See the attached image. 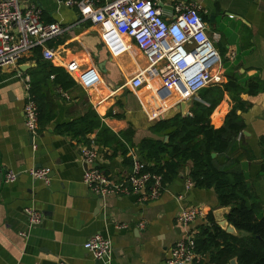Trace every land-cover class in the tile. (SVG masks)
<instances>
[{
    "label": "crops",
    "instance_id": "obj_1",
    "mask_svg": "<svg viewBox=\"0 0 264 264\" xmlns=\"http://www.w3.org/2000/svg\"><path fill=\"white\" fill-rule=\"evenodd\" d=\"M186 1L200 5L208 35L222 58L223 83L206 89H224L230 81L241 85L224 92L211 123L221 128L228 113L238 109L246 129L239 134L232 156L239 159L238 169L264 201V0ZM172 4L162 0L160 5L168 20L175 15ZM19 6L23 11L39 8L45 24H59L64 32L47 44L56 54L54 60H46L36 49L17 67L0 69V264H168L171 249L186 233L177 224L178 214L203 208L204 217L193 224L199 236L209 225V214L220 209L214 189L194 184L187 188L189 162L157 200L147 201L135 193L101 199L83 182L87 167L81 162L80 148H98L97 169L113 176L130 173L128 159L143 162L137 148L126 155L115 153L114 148L97 143L99 129L80 143L59 130L93 108L114 134L132 131L129 138L135 145L144 139H163L166 133H157L154 127L179 115L192 116L200 92L186 98L175 92L164 94L160 81L135 90L132 79L148 66L135 45L113 58L103 44L100 26L82 21L74 7L59 0H19ZM70 62L78 64L77 72L67 70ZM26 84L36 102L37 96H43L55 114L47 125H40L36 137L24 121ZM252 84L259 87L258 93H249ZM154 97L158 103L151 102ZM191 99L183 115L181 103ZM242 104L244 111L239 110ZM37 168L51 169L49 185L31 176L30 170ZM11 172L17 179L7 182ZM26 209L41 215L39 225L30 224ZM96 234L111 242L110 257L97 260L85 249ZM203 256L201 264H212L209 254Z\"/></svg>",
    "mask_w": 264,
    "mask_h": 264
},
{
    "label": "built area",
    "instance_id": "obj_2",
    "mask_svg": "<svg viewBox=\"0 0 264 264\" xmlns=\"http://www.w3.org/2000/svg\"><path fill=\"white\" fill-rule=\"evenodd\" d=\"M59 1L74 7L82 21L100 26L103 44L113 58L126 54L132 44L143 53L148 66L132 79L133 89L160 81L161 93L175 92L186 98L223 83L222 58L208 35V25L196 2L171 0L175 15L168 20L160 7L162 0ZM63 32L59 24H45L39 8L23 11L19 0H0V69L17 67L36 49L42 50L46 60H54L56 54L47 44ZM66 68L74 73L78 71V64L70 62ZM25 90V126L36 137L40 131L39 107L29 84ZM156 97L152 103H158ZM80 155L82 163L93 166L85 171L83 182L96 196L103 198L135 193L147 201H154L166 188L162 177L147 172L146 164L136 157L130 173L113 176L97 169L98 148L82 146ZM29 173L35 180L50 184V168L32 169ZM16 179L17 174L13 172L6 176L7 182ZM192 186L189 181L187 188ZM25 213L32 226L41 223V215L37 211L26 209ZM200 217H204L201 207L184 209L178 214L177 224L186 233L171 249L168 264H201L204 256L197 251V232L193 228ZM84 247L97 260L113 253L111 242L100 234L94 235Z\"/></svg>",
    "mask_w": 264,
    "mask_h": 264
},
{
    "label": "trees",
    "instance_id": "obj_3",
    "mask_svg": "<svg viewBox=\"0 0 264 264\" xmlns=\"http://www.w3.org/2000/svg\"><path fill=\"white\" fill-rule=\"evenodd\" d=\"M237 87L241 85L230 81L224 89L214 87L200 91L201 100L193 103L192 116L182 118L179 115L154 127L155 132L166 133L163 139H144L135 145L129 138L132 131L114 134L102 124L93 108L84 117L62 126L59 132L80 143L99 129L96 136L99 145L112 147L115 153L122 151L124 155L130 148H137L138 156L146 163V171L161 176L165 187L191 162L188 176L194 186L214 189L220 208H230L226 219L238 232V236L228 234L209 214V225L196 237L198 253L209 254L212 264H230L233 259L237 264H264V201L257 196L245 173L238 169L239 159L232 156L239 146L237 138L246 125L236 108L228 113L221 128L216 129L211 123V116L224 92ZM248 90L256 94L259 87L252 84ZM37 92L33 93L39 94ZM37 99L39 124L45 126L55 114L44 103L43 96ZM239 110L244 111L245 105ZM132 164L133 159H128V165Z\"/></svg>",
    "mask_w": 264,
    "mask_h": 264
},
{
    "label": "water",
    "instance_id": "obj_4",
    "mask_svg": "<svg viewBox=\"0 0 264 264\" xmlns=\"http://www.w3.org/2000/svg\"><path fill=\"white\" fill-rule=\"evenodd\" d=\"M23 67L24 66L21 67V70H23ZM191 104H192V99L181 103L183 115H187L188 109L190 108ZM166 141H168V138H166ZM213 156H215V155H213ZM85 166L87 167V170L91 169L93 167L92 165H87V164H85ZM188 174H189V168L187 169V175ZM100 198L102 199V197H100ZM229 212H230L229 207H223V208H220L219 210L214 211L213 212L214 220H215L216 224L222 230H224L225 232H227L230 235L238 236V232H237L236 228L233 225H231L229 223V221L226 219L225 214H227V213L229 214ZM230 264H237V260L233 259L230 262Z\"/></svg>",
    "mask_w": 264,
    "mask_h": 264
},
{
    "label": "rangeland",
    "instance_id": "obj_5",
    "mask_svg": "<svg viewBox=\"0 0 264 264\" xmlns=\"http://www.w3.org/2000/svg\"><path fill=\"white\" fill-rule=\"evenodd\" d=\"M228 71H229V72L232 71V66H228Z\"/></svg>",
    "mask_w": 264,
    "mask_h": 264
}]
</instances>
